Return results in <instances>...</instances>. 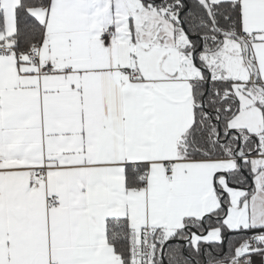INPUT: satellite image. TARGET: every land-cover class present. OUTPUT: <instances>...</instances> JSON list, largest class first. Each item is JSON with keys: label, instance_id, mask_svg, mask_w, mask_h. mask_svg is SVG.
<instances>
[{"label": "crops", "instance_id": "crops-1", "mask_svg": "<svg viewBox=\"0 0 264 264\" xmlns=\"http://www.w3.org/2000/svg\"><path fill=\"white\" fill-rule=\"evenodd\" d=\"M208 1L238 3L241 35H252L243 42L254 68L244 43L233 39L244 57L246 82L227 77L220 59L211 79L232 80L240 109L249 108L227 128L260 134L264 101L249 104L240 89L255 90L256 77L264 90V0ZM18 4L0 0V44L10 45L16 33ZM31 14L44 25L35 45L40 61L54 71L37 76L29 53L0 58V264H121L106 240L107 219H126L130 232L148 225L170 239L187 219L214 215L222 198L229 199L222 225L230 231L251 227L235 216L247 190L228 185L238 171L233 157L178 156L177 143L194 122L191 84L204 78L181 50L185 34H176L141 0H50ZM129 68L136 70L133 79L125 73ZM141 164L148 176L144 187L127 189V166ZM259 166L249 163L253 185L256 174L258 180L264 175ZM42 167L47 169L36 179ZM53 195L60 197L58 209L47 205ZM220 242V229L209 228L189 243L195 249Z\"/></svg>", "mask_w": 264, "mask_h": 264}, {"label": "trees", "instance_id": "trees-1", "mask_svg": "<svg viewBox=\"0 0 264 264\" xmlns=\"http://www.w3.org/2000/svg\"><path fill=\"white\" fill-rule=\"evenodd\" d=\"M50 0H19V4L15 8V21L17 24L16 33L9 37L10 45L17 56L28 54L33 46L39 44L44 32V25L40 23L31 14V10L36 7H47ZM142 4L151 6L164 18H167L174 26L176 34H185L187 44L181 47V50L188 55H192L194 50H197L202 41L203 49L197 51V65L206 67L208 64L203 59L202 54H213L221 49V32L231 33L237 37H241L240 31V15L239 5L236 2H219L212 4L208 0L213 16L215 27L207 15L206 10L194 0H145ZM186 7L188 10H185ZM179 15V17H178ZM3 12L0 9V32L3 31ZM249 57V55H248ZM253 66L251 58H248ZM252 66V67H253ZM209 70V69H208ZM203 73V80H196L191 84L192 101L194 102V122L188 131L182 135L178 141V156L181 159L197 160V159H225L233 156V151L238 145L233 134L226 137L225 131L228 130L227 122L237 115L239 101L232 92V86L228 79L222 78L219 80L211 79L209 89L205 96L206 85L204 80L207 77L206 72ZM204 102V108L201 103ZM207 110V112L204 111ZM263 109V108H262ZM217 121L222 131L219 139L216 138L219 128ZM241 148L240 150L252 156L259 154L260 142L256 135H250L244 130H239ZM242 168L246 170L250 177H253L249 162L243 163ZM145 165H136L135 167L128 165L125 172L126 188H137L141 185V172L145 171ZM230 175V174H229ZM235 178H230V183L234 185H249V181L245 178L241 171H236ZM231 177V176H230ZM220 197V192L218 191ZM222 207L214 213V215L205 218V225L208 228H219L221 231V243L212 244L213 250L218 252V258L214 255H207V262H215L216 260H227L232 256V253L237 245L249 234L252 229H243L238 231H230L222 225L221 218L225 215L226 199L222 198ZM216 216L218 220H212ZM215 219V218H214ZM201 219H187L185 225L193 226L197 231H203L204 225ZM106 240L113 246L115 254L121 257H126L128 252L127 239L129 227L127 220L124 218L107 219L105 225ZM172 238L186 239L187 231L184 229L177 230ZM223 239L226 243L224 244ZM201 245H206L201 243ZM215 247V248H214ZM191 244L187 247L186 253L192 255ZM163 258L167 264H195L191 259L184 256L183 245L173 242L165 247ZM203 263V259L197 262ZM159 264H164L162 261Z\"/></svg>", "mask_w": 264, "mask_h": 264}, {"label": "built area", "instance_id": "built-area-1", "mask_svg": "<svg viewBox=\"0 0 264 264\" xmlns=\"http://www.w3.org/2000/svg\"><path fill=\"white\" fill-rule=\"evenodd\" d=\"M109 30L101 36V39L107 38ZM252 39V35H243L242 40L248 42ZM17 58L19 56L13 52L11 45L0 44V58L9 59ZM18 59V58H17ZM29 61L35 66V74L45 75L50 74L54 71V68L50 65L42 63L40 61V52L38 47L34 46L30 50L28 55ZM59 71L60 70H55ZM125 73L131 78H135L136 70L129 68L125 70ZM247 157H243L246 160ZM245 162V161H244ZM3 164V160L0 158V165ZM162 168L166 175L170 176L173 174V169L170 163L165 162L162 164ZM47 167L36 170L35 178L41 180L44 171ZM141 185L137 187L142 189L147 181L146 171L141 172L140 176ZM47 205L50 208L58 209L60 207L59 195H53L47 199ZM243 239V241L236 246L232 256L227 260H222L221 264H264V229L253 230ZM166 237L162 230L155 229L151 226L145 225L139 232L132 231L128 234L127 245L128 252L127 256H118L117 260L121 264H159L162 261L161 251L165 245ZM58 264V263H51Z\"/></svg>", "mask_w": 264, "mask_h": 264}, {"label": "rangeland", "instance_id": "rangeland-1", "mask_svg": "<svg viewBox=\"0 0 264 264\" xmlns=\"http://www.w3.org/2000/svg\"><path fill=\"white\" fill-rule=\"evenodd\" d=\"M149 7L154 10V8H152L151 6ZM221 39H222L221 40L222 46H221L220 52H218L217 54L216 52L213 54L207 53V55L202 54V56L205 55L203 59L208 60L209 65L211 67L210 69V67L208 66V69H209L208 72L211 73V71L213 72L215 70L214 67L217 65V61L220 59L218 61L220 64L219 67L225 70L227 77H230L231 79H233L234 82L237 81L240 83H245L247 79L245 77V71L243 67L244 57H242L241 53H238V47H237L238 43H236L235 40H233L232 38L226 37V36H223ZM247 63L250 64L248 61ZM215 76H216V73L213 74V77ZM233 81L232 80L229 81L232 86V90H233V86L235 85ZM240 90L243 91L241 94L249 95V99H250L249 104L252 100L253 102L258 103L257 106L259 105L262 106V103L260 102L264 101L263 94L254 90L253 88L249 89V91H247V87L245 89L242 88ZM257 106L255 105L254 108L257 109V112L260 113V110L257 108ZM238 109L239 110L237 114L240 113V116H243L249 112V108L247 104L242 105L241 109L240 107ZM251 124L253 126H257L258 124L257 119L253 118V120L251 121ZM258 127L259 129H261L260 130L261 133L260 134L258 132H255V133H257L256 136L258 137V141L260 142L259 154L253 155L252 158H250V156L249 158L247 157L246 160H243V163L249 162L253 166L260 164V166L257 168H258V172L261 173L262 171H264V125L262 124ZM259 156L260 158L257 159L256 157H259ZM254 183L255 185H253L252 183V186H251L252 188L248 189L247 191H244L241 194L240 196L241 202H240V205H237L235 209L236 210L235 216L236 218H238V220L239 219L243 220L245 225L251 226L249 227V229L257 230L259 228L264 229V175L258 180L257 174H256L254 177ZM227 201H229V199L226 200L225 211H228L227 208H228L229 203ZM167 240L168 239H166V241ZM221 262L222 260H216L215 262L212 261L211 264H221Z\"/></svg>", "mask_w": 264, "mask_h": 264}, {"label": "water", "instance_id": "water-1", "mask_svg": "<svg viewBox=\"0 0 264 264\" xmlns=\"http://www.w3.org/2000/svg\"><path fill=\"white\" fill-rule=\"evenodd\" d=\"M141 1H145V0H141ZM194 1L198 2V3H199V4H200V5L206 10L207 15L209 16V18H210V20H211V22H212V24H213V27H215V24H214V21H213V16H211L210 6H209V3L207 2V0H194ZM185 10H188V8L186 7ZM178 17H179V15H178ZM215 29H216V27H215ZM221 34H222L223 36L230 37V38H232V39H237L238 41H241L242 43H244L241 37H237V36H235V35H233V34H231V33L221 32ZM188 37H189V36H187V38H188ZM202 49H203V45H202V41H200V46H199V48H198L197 50H194V51H193V54L191 55V59H193V62H194V64H195V66L198 67L199 70H201L202 72H206V73H207V77H206V79L204 80L205 85H206V87H207V88H206V92H205L204 95H203V96H205V95L207 94V92H208V89H209L208 86H209V83H210V81H211V73L208 72V69H207L206 67H200V66L197 65L196 53H197V51H201ZM244 49H245V57H246V60L248 61V58H249V57H248V55H249V48H248V45H247L246 43H244ZM249 63H250V62H249ZM250 65L252 66L251 63H250ZM253 68H254V67H253ZM251 84L254 85L255 90H257L258 92H260L261 94L264 95V90H263V88L260 86V84H257V78H256V77H253V80H252ZM201 107L204 108V102L201 103ZM204 111L207 112V110H205V109H204ZM217 127L219 128V132L217 133L216 138L219 139V138L221 137V135H222V131H221V128H220V126H219V121H217ZM231 134H233V136H234L236 142H238L237 147H236L235 150L233 151L234 159H235V161L237 162V165H238V166H237V169L240 170V171H241L246 177H248V174L246 173V170H244V169L242 168V163H243L242 158H243V157H248V158H249V156L246 155V154H244V153L240 150V148H241V142H240V134H239V131L237 132V131L230 130V129H228V130L225 131V135H226V137H229ZM248 179H250V178L248 177ZM250 180H251V179H250ZM227 182H228V181H227ZM228 185H230L232 188H237V186H235V185H231V184H229V183H228ZM251 185H252V184H251ZM223 196H224V193H221V197H220V198H222ZM214 218H215V219H218V218H216V217H214ZM202 224H204V218H202ZM183 229H184V231H187V238H186V239H182V240H181V239L170 238V239H168V240L164 243L165 245L163 246L162 251H161V258H162V262H163L164 264H167V263L165 262V258H163V253H164L165 247L168 246L169 244H173V242H176V243H180V244H182V245H183L184 256H185V257H188L189 259H191L195 264H198L194 258L190 257V256L186 253V250H187V247H188L189 244H190L189 242H190V240L192 239V236H193V235H196V236L201 237V236L205 235V234L208 232V228H207L206 226H204V231L199 232V231L195 230V228H193L191 225L186 224V225L183 227ZM250 232H254V231L252 230V231H250ZM207 263H208L207 260L204 259V260H203V264H207Z\"/></svg>", "mask_w": 264, "mask_h": 264}, {"label": "flooded vegetation", "instance_id": "flooded-vegetation-1", "mask_svg": "<svg viewBox=\"0 0 264 264\" xmlns=\"http://www.w3.org/2000/svg\"><path fill=\"white\" fill-rule=\"evenodd\" d=\"M250 158H252V156H250ZM242 173V172H241ZM247 173V172H246ZM244 175V174H243ZM245 176V175H244ZM248 177L251 179H248ZM248 177H246L245 176V178L247 179V181H249V185H241V186H239V185H237V187L238 188H242V189H246V190H248V189H250V188H252L251 186V184H252V177H250V175L248 174ZM202 221V220H201ZM202 223V222H201ZM204 226H206L207 228H208V225H205V218H204V224H203ZM193 227V226H192ZM204 228V227H203ZM209 229V228H208ZM196 230V229H195ZM200 232H202V231H200ZM221 242H222V238H221ZM220 242V243H221ZM223 242H224V244L226 243V241H225V239H223ZM204 244H206V243H204ZM190 245V244H189ZM200 244H198L197 246H196V248L195 249H193L192 250V255L193 256H190V257H192V258H194L195 260H196V262H198L199 260H204V259H208V256L207 255H214V253H215V257H219L218 255V252H215L214 250H213V246H212V244H206V245H201V246H199ZM215 248V247H214Z\"/></svg>", "mask_w": 264, "mask_h": 264}]
</instances>
